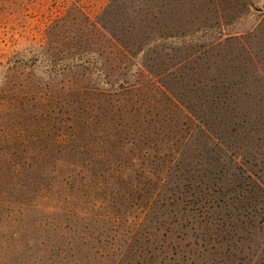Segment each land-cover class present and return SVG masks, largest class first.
I'll list each match as a JSON object with an SVG mask.
<instances>
[{
    "label": "rangeland",
    "instance_id": "rangeland-1",
    "mask_svg": "<svg viewBox=\"0 0 264 264\" xmlns=\"http://www.w3.org/2000/svg\"><path fill=\"white\" fill-rule=\"evenodd\" d=\"M260 183L264 0H0V264H264Z\"/></svg>",
    "mask_w": 264,
    "mask_h": 264
},
{
    "label": "trees",
    "instance_id": "trees-1",
    "mask_svg": "<svg viewBox=\"0 0 264 264\" xmlns=\"http://www.w3.org/2000/svg\"><path fill=\"white\" fill-rule=\"evenodd\" d=\"M124 48L126 50H128L127 46L126 45H123ZM160 91L162 92V94H164V96H166L170 101L172 99V102L176 103V106L178 107V109H180V111L182 112H185L186 115L188 117H190L191 120L195 121L196 120V117L195 115L193 114L192 111H190L189 109L186 108V106L184 105L183 102H181L180 100H178V98H176V102L173 101V98L174 97V93H172V91L170 90V88H168V86H163V89H160ZM195 118V120H194ZM201 134H203V136H205L208 140H212V142H217L216 145L222 146L221 142L219 141V139L216 138V136H214L213 134H211L209 132V130L207 128H204L202 126H200V130H198ZM260 182V181H259ZM260 186V188H262V190L264 191V183H260L258 184Z\"/></svg>",
    "mask_w": 264,
    "mask_h": 264
}]
</instances>
